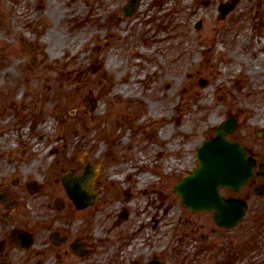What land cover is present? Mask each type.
Masks as SVG:
<instances>
[{"label":"rangeland","instance_id":"obj_1","mask_svg":"<svg viewBox=\"0 0 264 264\" xmlns=\"http://www.w3.org/2000/svg\"><path fill=\"white\" fill-rule=\"evenodd\" d=\"M127 1L0 0V173L13 169L14 164L6 159L8 151H14L13 157H20L24 151L38 154L46 150L41 143L50 134L68 135L67 129L75 122L72 114L84 110L83 96L88 92L92 97L103 95L104 90L98 92L96 86L103 84L113 89L102 102L111 116L119 112L117 106L128 108L129 101L137 96L149 121L150 115L171 117L178 133L169 142L174 144L177 139L180 149L175 155L166 151L160 158L158 145L151 147L150 142L136 141V136H142L139 132L130 146L123 143L115 149L104 141L98 151L90 154L93 163L103 164L106 183L115 167L126 162L134 164V153L140 152L146 164L141 169L132 168L136 174H132L130 182L122 178L116 184L108 183L118 192L131 189L132 196L124 203L129 217H121L123 203L119 201V205L117 197H113L111 206L95 210L92 227L102 229L98 230L100 237L95 235L94 240L99 241L96 245L93 242L91 249L102 251V242L108 251L125 232L137 231L132 243L139 246L118 251H131V258L138 264L155 256L167 264H215L216 260L207 259L204 251L197 257L193 248V226L202 222L205 214L181 207L172 187L196 166V148L214 135V128L228 115H235L239 109L249 110L253 118L263 117L259 109L264 108V0H240L224 19H218L217 8L228 0H141L136 15L124 17L120 8ZM153 6L157 9L155 15ZM150 12L152 23L148 25L143 21ZM39 20V30L47 33L39 40L47 60L37 54V61L44 62L35 67L31 64L35 53L29 46L35 42ZM99 47L105 50L101 55L106 80L88 74L77 85V91L61 95L47 92L46 87L54 81L44 79L49 73L44 65L65 62L86 68L99 57ZM177 80L178 92L172 94L170 89ZM31 103H36L35 108ZM133 110L136 111L134 106L130 108ZM61 114L64 126L60 125ZM8 115L16 117L18 129L10 121L3 123ZM247 115L245 111L238 121H246ZM160 124H153V135ZM92 125H77L76 129L81 135L83 128ZM122 130L134 133L135 129L126 126ZM119 131L121 128L109 137L110 142L118 140L122 134ZM91 138L88 142L92 146ZM166 144L162 143L163 150H167ZM21 174L17 171L9 179ZM144 174L153 184L146 190L137 189ZM158 183L160 189L156 187ZM110 235L113 240L108 243Z\"/></svg>","mask_w":264,"mask_h":264},{"label":"flooded vegetation","instance_id":"obj_2","mask_svg":"<svg viewBox=\"0 0 264 264\" xmlns=\"http://www.w3.org/2000/svg\"><path fill=\"white\" fill-rule=\"evenodd\" d=\"M140 1H137L138 8ZM157 1L162 2V0ZM162 5L163 3L159 5L158 13L153 6V15H155L154 11L161 15ZM147 16L143 23L147 22L149 25L152 23L151 12ZM40 24L39 20L35 31V42L29 46L35 53L31 63L35 67L39 62L43 63L47 60L43 56L45 49L42 50L39 44V40L47 33L39 30ZM99 48H101L98 49L99 57L86 68L82 65L73 67L71 63L65 62L44 65V70L49 72L44 79L54 81L46 87L47 92L61 95L72 90L77 91L80 89L77 85L88 74L98 75L106 80L108 76L101 55L105 50L102 49L103 47ZM37 54H41L44 61H37L35 58ZM91 68L95 70L94 74H90ZM96 90L98 92L104 90L106 93L102 92L103 95L99 94L100 97L97 95L92 97L93 95L88 92L83 96L82 104L87 103L89 99L94 104L90 107L83 106L84 110H81V113L75 110L72 114L75 122H72L71 128L67 129L68 135L54 136L45 143L42 142L41 146L45 144L46 150L38 154L28 155V152L24 151L19 153L20 157H13L14 151L10 150L6 153L8 155L6 159L14 166L10 173H3V170L0 173L2 175L0 177V264H138V261L131 258V251H118L133 245L135 234L128 236L130 231L125 232L122 238L118 236L120 239L115 240L116 243L111 245V247L116 246L117 251H109L110 248L105 251L107 247H104L102 242L100 243L102 251L96 252L91 249V246L99 241V239L94 240V237H100L101 231L98 230L102 229L97 225L92 227L95 210L105 205L111 206L113 197L114 199L117 197V203L119 204V201L123 203L121 217L125 219L129 217L125 204L132 196L131 189L125 188L118 192V189L110 188L108 183H118L120 180L115 179L119 177L128 182L132 178L128 176L130 168L126 162L124 166L115 170L112 178L106 183L103 164L93 163L90 154L98 151L104 141L115 149H119L123 143H129L130 146V141L136 134L142 132L143 135L144 128L139 126V120L145 118L146 122H149V119L146 118L147 112L137 100V96L129 101L131 105H128V108L124 105L117 106L119 112L111 116L110 111L105 110V103L102 102L113 89L111 86L100 84L96 86ZM15 106L12 104V107ZM31 106L35 108L36 103H31ZM132 106L136 111H130ZM88 107L92 110L90 113ZM259 110L264 112L263 107ZM237 111L238 114L233 115L237 124L228 135V139L245 150L247 157L253 160V167L248 171L249 178L242 186L236 189L221 188L219 193L224 200L244 204V213L237 224L229 227L218 226L214 211L197 213L205 215L202 222L197 221L193 226L195 242L193 248L197 257L204 251L207 259L216 260L215 264H264V113L263 117L256 119L251 116L252 113L249 115V110ZM245 111L248 114L247 120L238 121ZM60 116V125L64 126L65 119L62 118L65 117L62 114ZM15 118L14 115H8L3 123L11 122L13 127L19 128V124L14 122L17 123ZM88 123L93 125L83 128V133L79 135L77 125H88ZM123 125L130 130L135 129V134L122 130L126 127ZM120 128L119 133L122 134L118 140L121 142L116 138L110 142L109 137L112 138L116 129ZM111 131L113 133H110ZM124 136L127 137L125 142L122 139ZM90 137L94 142L92 146L88 142ZM17 171L22 173V176L9 179V176L16 174ZM90 209L93 210L92 214L88 211ZM231 212L235 211L231 210ZM110 239H112L111 235L108 243ZM150 261H155L157 264L164 263L162 257L155 256L141 264Z\"/></svg>","mask_w":264,"mask_h":264},{"label":"water","instance_id":"obj_3","mask_svg":"<svg viewBox=\"0 0 264 264\" xmlns=\"http://www.w3.org/2000/svg\"><path fill=\"white\" fill-rule=\"evenodd\" d=\"M129 4L122 9V13L131 16L135 11L136 0L128 1ZM237 0H231L229 4H222L219 8V18L233 9ZM203 81L201 86H203ZM88 105L90 107L91 100ZM92 106V105H91ZM91 109V108H89ZM235 125L233 119H227L215 129V136L205 141L197 150L198 166L174 187V192L180 197L182 204L190 211L216 212V222L222 226H230L241 218V211L237 214L230 212L232 204L222 200L218 194L220 187L231 186L237 188L242 185L249 174L251 164L247 161L243 149L225 139L228 131ZM155 264V263H148Z\"/></svg>","mask_w":264,"mask_h":264},{"label":"bare ground","instance_id":"obj_4","mask_svg":"<svg viewBox=\"0 0 264 264\" xmlns=\"http://www.w3.org/2000/svg\"><path fill=\"white\" fill-rule=\"evenodd\" d=\"M56 11V8L54 9V12ZM173 87L170 89V92L173 94L176 92H178V88H179V83H178V80L173 82ZM166 114V113H165ZM150 121L149 122H146L145 118H142L141 120H139L140 122V127L141 128H144V131H143V135L141 137H136V141L140 142L142 141V143H146L148 144H152L151 147H157L156 145H158L159 147V153H158V156L162 155V153L168 151V154H176L178 152V150L180 149L178 147V140L176 139V142L174 144H170V138L174 135H176L177 132V129L176 127L172 126V121H171V117L166 114V115H163V114H160L159 116H155V115H150ZM148 118V116L146 117ZM149 119V118H148ZM147 119V120H148ZM158 121H160V128L159 130L157 131V134L156 135H153V132H154V127H153V124H156ZM4 124H8L7 122H4ZM148 125V127H147ZM150 128V129H149ZM57 134V132H54V136ZM53 135L50 134V137L47 138L46 140H42V142H46L47 140H50L51 137H54ZM123 139V142L126 141L127 137L124 136ZM167 143L166 145L168 146L167 150H163L162 148V143ZM161 158V156H160ZM162 162H160L161 164ZM146 166V165H145ZM162 167V165H161ZM119 167H115V170H117ZM145 168V167H144ZM132 174H136V173H132V171L129 172L128 176L131 177ZM149 175L147 174H144L142 177H140V180L138 181V184H137V189H147L148 187H150L151 185L150 184H153V181L150 177H148ZM122 177H119V178H116L115 180H121ZM160 183H158V185H156V187L158 189H160ZM155 188V187H154ZM153 188V189H154ZM162 204V203H161ZM161 204H160V207H161ZM159 207V208H160ZM162 208H160L161 210ZM156 221V219L154 218V222ZM136 232L134 231H130L128 236H131L132 234H135ZM139 235H141V233H138ZM115 249H117V247H111L109 251H114Z\"/></svg>","mask_w":264,"mask_h":264}]
</instances>
